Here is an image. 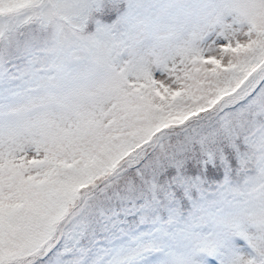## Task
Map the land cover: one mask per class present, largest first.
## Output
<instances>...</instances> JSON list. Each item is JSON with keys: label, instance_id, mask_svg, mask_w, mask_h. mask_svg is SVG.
<instances>
[{"label": "snow or ice", "instance_id": "1", "mask_svg": "<svg viewBox=\"0 0 264 264\" xmlns=\"http://www.w3.org/2000/svg\"><path fill=\"white\" fill-rule=\"evenodd\" d=\"M0 264H264V0H0Z\"/></svg>", "mask_w": 264, "mask_h": 264}]
</instances>
